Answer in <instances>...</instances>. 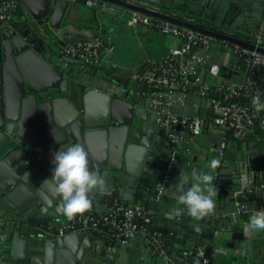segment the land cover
Listing matches in <instances>:
<instances>
[{"label":"water","instance_id":"obj_1","mask_svg":"<svg viewBox=\"0 0 264 264\" xmlns=\"http://www.w3.org/2000/svg\"><path fill=\"white\" fill-rule=\"evenodd\" d=\"M102 1L249 47L252 45L242 40L245 34L255 24L264 23V0H216L213 5L207 0ZM68 6L69 0H18L10 17L0 21V135L5 144L0 154V260L4 264H10V260L16 264H115L120 249L134 250L140 235L131 234L123 243L96 230L61 234L58 227L84 214H100L114 202L128 203L124 181L131 183L130 192L149 198L154 204V220L161 224L157 194L147 195L140 189L150 184L158 190L163 185L172 144L164 140L165 147L160 150H165L166 157L158 160L159 149L155 150L153 141L156 136L160 139L164 133L169 135L171 129L151 121L149 97L128 89L138 80L120 67L112 54L111 74L118 77L115 84L122 83L123 87L108 93L97 88L102 77L97 75L98 70L93 72L95 68L88 61L62 54L60 43L95 41L97 34L64 25ZM225 23L234 36L224 34L229 32L223 29ZM37 75L44 81H37ZM137 88L146 90L144 84ZM192 99L188 96L187 105L175 104L173 110L206 115V107L192 106ZM72 144L85 149L89 168L99 174L102 184L90 193L91 206L69 219L63 214L60 198L53 194L51 175L55 153ZM154 161L159 162L156 170L152 169ZM226 168L227 163L222 164L219 191L224 193L231 187L234 193L240 188L239 175L234 168L230 177ZM259 193L263 197L262 191ZM248 199L247 195L233 197ZM167 217L171 223L159 227L166 245L174 244L168 235L181 238L189 229L199 228L190 224L191 216L186 213H167ZM241 230L239 223L233 225V240L241 242L246 237ZM18 245L39 257L20 261L15 257ZM153 255L152 264L169 262L166 257Z\"/></svg>","mask_w":264,"mask_h":264},{"label":"built area","instance_id":"obj_2","mask_svg":"<svg viewBox=\"0 0 264 264\" xmlns=\"http://www.w3.org/2000/svg\"><path fill=\"white\" fill-rule=\"evenodd\" d=\"M17 3L18 0L0 1L1 22L10 17ZM86 3L100 5L102 9L110 5L102 0H86ZM127 22L133 27L156 29L181 41L164 59L147 64L134 74L146 86L152 118L161 127H169L176 140L186 130L192 134H219L220 160L223 162L225 155L232 152L237 165L240 188L235 193L249 195L262 191L263 201L258 210L264 209V52L260 50L264 49V26L257 24L245 34L242 40L252 45L249 47L136 10H131ZM223 29H229L225 35L234 36L227 23ZM213 46L219 50L229 49L233 59L223 65L210 63ZM107 49L111 47L99 39L60 43L63 55L82 58L93 66L100 64ZM188 96L193 98L192 106L206 107V115L173 110L175 104L187 105ZM171 156L175 158L176 153L172 152ZM242 207L249 211L247 205ZM160 225L146 205L114 202L104 212L81 215L79 219L59 226L58 230L61 234L96 230L110 240L123 243L129 241L131 234H138L153 254L166 257L171 264H189L187 254L177 260L168 256ZM207 245L205 241L204 244L197 242L196 249H205ZM192 253L193 250L189 255Z\"/></svg>","mask_w":264,"mask_h":264},{"label":"crops","instance_id":"obj_3","mask_svg":"<svg viewBox=\"0 0 264 264\" xmlns=\"http://www.w3.org/2000/svg\"><path fill=\"white\" fill-rule=\"evenodd\" d=\"M215 1L216 0H207V4L213 5L216 3ZM257 1L259 0H252L254 3ZM130 13L131 10L114 5H109L105 9H102L100 5L89 6L87 3H82L79 0H69L64 25L72 24L79 29L91 30L93 33H97L96 39L104 41L109 48L111 47L109 50H104L100 64L95 66L96 68L93 71L95 73V71L98 70L97 75L102 77L97 83V88L100 91L107 93L116 92L119 88L123 87L122 83L115 84L114 80H117L118 77H114L113 74H111V54L114 56L116 63L126 71H130L134 77L136 71L142 70L147 64L161 61L166 57L171 48L178 46L181 42L179 39L153 28L130 26L127 22ZM252 17L254 21H256V17ZM15 18L17 20L19 19L17 15ZM258 26L263 27V22H260ZM212 57L213 54L211 53L210 63L217 62L213 60ZM66 62L67 61H65V64ZM218 63L223 65L229 62L225 60ZM35 77L37 81H44L39 75ZM119 77H122L121 74ZM139 84L143 85V83L137 81L134 86H128V89L133 90L137 95L142 94V96H146L145 90L137 88ZM115 85H120V87ZM150 118L153 120L151 115ZM155 124L158 123L156 122ZM157 139H159V136H156V139L153 141V146H155V150L159 149L158 155H156L158 160L166 157L165 150H160L165 147V139H169L171 142V154L172 152L176 153V156L175 158L171 156L166 178L164 179L163 185L159 187L158 190H155L150 184H146L147 189L140 190L143 193H147V195L151 192L157 194L158 217L160 223L163 226H168L172 219L167 217V213H170L172 208L179 206L176 194L179 193L181 187L186 189L189 186V184H182L180 177L182 171L189 174L192 170H196L197 172L211 171L215 176V180L213 181L215 185L222 164L227 163L226 170L228 169L230 172V177L233 173V169L236 168L237 165L232 152L225 155L223 162L220 160L221 155L218 148L221 143V136L217 133L203 132L200 134H192L186 130L178 136L177 140L172 132H170L169 135L164 133L158 143ZM4 146V139L0 135V154L4 152ZM213 159L221 161L216 169L210 168ZM152 163V169H158L159 162L154 161ZM122 186L126 189L124 195L127 196L129 200L126 204L131 205L140 202L152 210L155 217V210L151 208L154 204L149 203V198L147 196L140 197L130 192L128 189H130L132 185L129 181H124ZM235 192H232L231 187H227L224 193L217 191L216 195L213 197L216 205L214 210L204 218L197 219L191 217L190 224L197 225L199 227L197 230L189 229L181 238L176 237V235H168L170 238H173L171 242H174L173 246L168 245L170 249V258L173 260L179 259L180 256H182L179 253L185 252L186 250H195L197 248L196 241L198 240L199 243L201 239H204L208 244L205 249H196L198 253V264H264V230L247 231L246 234L249 217L253 211L258 210L262 205V196L259 192L251 193L247 195L249 196L248 200L239 201L233 200V197L243 195H237ZM243 205H247L249 211H244ZM174 220H181V218L175 217ZM237 223H239L242 228L240 232L246 236L241 242L235 241L232 238L233 233L231 230L233 225ZM193 232H195V234L197 232L199 233L195 235ZM200 233H203L204 237H202ZM178 239L184 242L181 243ZM204 241L201 243L204 244ZM176 249H179L180 252H175ZM10 250L12 253L13 247ZM136 250H138L140 254L139 257L135 255ZM15 257L22 261L23 258L28 257L29 259V257L39 256L31 251L29 253L24 252V246L18 245L15 249ZM153 259L154 255L152 251L146 247L143 241L139 240L134 250L120 249L115 264H152ZM9 263L16 264V262H12L11 260ZM0 264H4V262L0 260ZM17 264L29 263L19 262ZM160 264L170 263L162 260Z\"/></svg>","mask_w":264,"mask_h":264},{"label":"clouds","instance_id":"obj_4","mask_svg":"<svg viewBox=\"0 0 264 264\" xmlns=\"http://www.w3.org/2000/svg\"><path fill=\"white\" fill-rule=\"evenodd\" d=\"M53 194L61 201L63 214L69 219L85 212L91 206L90 193L102 184L98 173L90 170L88 153L79 144H72L57 151L53 157ZM220 161L213 159L210 168L216 169ZM182 184H189L176 194L178 207L170 210L171 215L186 213L194 218H202L215 208L213 197L217 188L213 172L192 170L180 173ZM247 230H264V209L253 211L247 222Z\"/></svg>","mask_w":264,"mask_h":264},{"label":"rangeland","instance_id":"obj_5","mask_svg":"<svg viewBox=\"0 0 264 264\" xmlns=\"http://www.w3.org/2000/svg\"><path fill=\"white\" fill-rule=\"evenodd\" d=\"M218 48H216V46H213L211 53L213 54V60L217 61V62H222V61H231L233 59V55L231 53V51H229V49H222L219 50ZM154 124L156 123L155 119L151 120ZM142 253V252H141ZM135 255H138L137 257H139V252L138 250H136Z\"/></svg>","mask_w":264,"mask_h":264},{"label":"trees","instance_id":"obj_6","mask_svg":"<svg viewBox=\"0 0 264 264\" xmlns=\"http://www.w3.org/2000/svg\"><path fill=\"white\" fill-rule=\"evenodd\" d=\"M91 66H93V65H91ZM94 68H96L95 66H93ZM257 133H259L260 132V130H257L256 131ZM219 178H220V176L218 177V179H217V181L215 182V186H216V188H217V191H219L221 188H222V186H220L219 185ZM155 221V220H154ZM194 234H195V232H193ZM197 233H199V232H197ZM197 233L195 234V235H197ZM200 235L202 236V237H204V235H203V233H200ZM200 235H199V239H200ZM164 236V238L166 237L165 235H163ZM202 241H204V239H201L200 240V244H202L201 242ZM166 253L168 254V256H169V252H170V249H169V246L168 245H166ZM190 251H192V250H186L185 251V254H187L189 257H188V261H189V264H198V261H197V256H198V253H197V251H196V249L195 250H193V253L191 254V255H189V252ZM184 252V251H183ZM155 255H157V253L155 254Z\"/></svg>","mask_w":264,"mask_h":264},{"label":"flooded vegetation","instance_id":"obj_7","mask_svg":"<svg viewBox=\"0 0 264 264\" xmlns=\"http://www.w3.org/2000/svg\"><path fill=\"white\" fill-rule=\"evenodd\" d=\"M103 152H104V151H103V150H101V152H100V153L102 154Z\"/></svg>","mask_w":264,"mask_h":264}]
</instances>
